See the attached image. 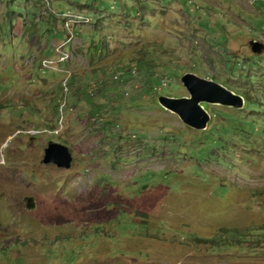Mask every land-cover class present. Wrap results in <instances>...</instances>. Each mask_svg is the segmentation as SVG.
I'll return each mask as SVG.
<instances>
[{
    "label": "rangeland",
    "instance_id": "374dc122",
    "mask_svg": "<svg viewBox=\"0 0 264 264\" xmlns=\"http://www.w3.org/2000/svg\"><path fill=\"white\" fill-rule=\"evenodd\" d=\"M52 2L42 14L0 0V264H264L249 234L264 227V51L250 47L264 42V0ZM68 10L90 22L58 62ZM186 72L243 108L204 103L207 128L185 124L158 99L189 96ZM61 98L66 129L35 134ZM50 141L72 148V168L42 162Z\"/></svg>",
    "mask_w": 264,
    "mask_h": 264
},
{
    "label": "water",
    "instance_id": "95a60500",
    "mask_svg": "<svg viewBox=\"0 0 264 264\" xmlns=\"http://www.w3.org/2000/svg\"><path fill=\"white\" fill-rule=\"evenodd\" d=\"M250 47L253 53L261 54L264 51V42L252 39ZM181 80L191 97L161 95L158 101L162 107L177 114L185 124L195 129H206L211 119L210 113L203 106V103L235 108H243L245 104L243 95L234 92L214 79L201 77L193 72H186ZM42 162L56 165L58 168L70 169L74 164L73 151L64 143L50 141L44 150ZM24 200L27 201L29 210L34 209V197L27 196Z\"/></svg>",
    "mask_w": 264,
    "mask_h": 264
},
{
    "label": "bare ground",
    "instance_id": "6f19581e",
    "mask_svg": "<svg viewBox=\"0 0 264 264\" xmlns=\"http://www.w3.org/2000/svg\"><path fill=\"white\" fill-rule=\"evenodd\" d=\"M41 2L43 3V6L49 8L51 5V0H41ZM71 12V10H68V14L66 18H63V25H67V21L69 19V22H73L75 24L73 25H78V24H84V23H89L90 19L88 17H84L81 13L79 12H75V14L69 13ZM81 14V15H77V14ZM74 17L79 18V19H74ZM80 17H83L80 19ZM74 40V34L73 33H65V42H70L72 43ZM70 50H66L62 53V59H59L58 62H63V60H66L69 55H71V51L69 53ZM52 60L47 59L46 60V65L49 66L50 62ZM60 65V64H59ZM134 71V70H133ZM132 71V72H133ZM66 75L64 77V80H62V86L64 89H67L68 85H65V82H68V80L72 77V72L70 70H66ZM120 73V72H119ZM116 79L120 78V75H116L115 76ZM65 96V95H64ZM64 107H68L69 108V98H61L60 99V104L58 106V118L56 119V124H51L50 126H46L41 128V131L44 129L45 131H57L61 128V125H63L65 123V110L63 109Z\"/></svg>",
    "mask_w": 264,
    "mask_h": 264
},
{
    "label": "built area",
    "instance_id": "2783aa9c",
    "mask_svg": "<svg viewBox=\"0 0 264 264\" xmlns=\"http://www.w3.org/2000/svg\"><path fill=\"white\" fill-rule=\"evenodd\" d=\"M73 27H74V25H72V24H70V25H63V30H64L65 33H73L74 34ZM68 45L71 46V43L70 42H65L63 40L62 42L57 43V44H55L53 46V48L59 52V55H58V56H60L59 59H62V53L64 51L68 50L67 49V46ZM43 64H44V66H47L46 65V60H43ZM65 85H67V82H65ZM155 88L156 87H154V89ZM63 109L66 110V107H64ZM65 117H66V113H65ZM65 126H66V118H65V124H63L59 130H57V131H41V128H40L39 130L35 129V134L41 132V133L46 134V135H49V136L50 135H60L65 130Z\"/></svg>",
    "mask_w": 264,
    "mask_h": 264
},
{
    "label": "crops",
    "instance_id": "0c3cea01",
    "mask_svg": "<svg viewBox=\"0 0 264 264\" xmlns=\"http://www.w3.org/2000/svg\"><path fill=\"white\" fill-rule=\"evenodd\" d=\"M71 4H74V6L75 7H77L78 8V10H81V5L78 3H71ZM56 5L58 6V7H60V6H64V4H62L61 3V0H57V2H56ZM57 22V21H56ZM55 22V23H56ZM55 25H57V24H55ZM61 32H63V34L65 35V32H64V30H63V28H62V30H61ZM32 37V36H31ZM31 37H29L28 36V38H29V42H30V45L32 46V47H35L37 50H39L41 53L43 52V50L48 46V43H46L45 45H39L38 43L39 42H37V41H32V39H33V37L31 38ZM58 40L57 39H54V42H52L53 44L52 45H54L55 43L57 44V43H59V42H57ZM263 41V40H262ZM52 48H53V46H52ZM70 50H71V48H70ZM79 51L81 52V53H83V51L81 50V49H79ZM71 53H72V51H71ZM73 54V53H72ZM84 54V53H83ZM85 55V54H84ZM86 57H87V59H88V61L86 62V60H85V63L83 64V68H85L87 65H89L90 63H92V57H90L89 55H85ZM65 67H67L70 71H72V72H74L75 70L76 71H79V70H77V69H74L73 68V63L72 64H68V65H63L62 66V68H65ZM83 100H84V98H83ZM84 102H86V100H84ZM87 103V102H86Z\"/></svg>",
    "mask_w": 264,
    "mask_h": 264
},
{
    "label": "trees",
    "instance_id": "16d2710c",
    "mask_svg": "<svg viewBox=\"0 0 264 264\" xmlns=\"http://www.w3.org/2000/svg\"><path fill=\"white\" fill-rule=\"evenodd\" d=\"M118 79H120V78H118ZM263 232H264V227H251V228H249V234H251V237L257 236V238H258L257 241H254L255 239L254 240L251 239L254 242L252 244V247L257 248V249L264 248V241H263L264 236H262ZM144 233L145 234H148V235H151L152 234V233H149V232H144ZM239 235L240 234H237L236 235V237H237L236 244H237V241L239 239ZM193 239H195V240H197V239L198 240H202V238H193ZM238 244H241V243H238ZM248 248H251V247H248Z\"/></svg>",
    "mask_w": 264,
    "mask_h": 264
},
{
    "label": "clouds",
    "instance_id": "9594fccd",
    "mask_svg": "<svg viewBox=\"0 0 264 264\" xmlns=\"http://www.w3.org/2000/svg\"><path fill=\"white\" fill-rule=\"evenodd\" d=\"M52 1H53V0H51V5L53 4ZM37 2L41 5V8L44 10V11H41L42 14H44V13H45V14H50V13H49L50 10H49V9H46V7L43 6V2H41V0H37ZM62 28H63V25H62ZM62 66H63V65H62ZM60 68H61V67H60ZM62 69H63V68H62ZM128 71H130V69H129ZM132 71H133V69H132ZM120 73H122V72H120ZM115 79H116V78H115ZM209 79H210V78H209ZM117 80L119 81L120 79H117ZM79 86H81V85H79ZM62 87H63V86H62ZM79 88H80V87H79ZM81 88H84L83 85H82ZM81 88H80V90H82ZM189 97H191L190 94H189ZM70 99H71V98H70ZM203 104H204V103H203ZM69 109H70V110H73V107L71 106V103H69ZM176 115H177V114H176ZM177 116H178V115H177ZM210 116H211V114H210ZM178 117H179V116H178ZM54 122H55V119H54ZM51 124H53V123H51ZM51 124H49L48 126H50ZM32 128H33V127H32ZM39 129H40V128H39ZM65 129H66V126H65ZM202 130H204V129H202ZM27 132H28V131H27ZM17 134H18V133H17ZM61 134H62V133H61ZM61 134H60V135H61ZM60 135H55V136H60ZM6 146H8V142H7V145H6ZM6 146L3 145L2 148L0 149V152H2V149L5 148ZM69 147H70V146H69ZM70 148H71V147H70ZM71 149H72V148H71ZM72 151H73V150H72ZM73 155H74V154H73ZM1 160H2V159H0V161H1ZM74 164H75V157H74ZM74 164H73V166H74ZM73 166H72V167H73ZM72 167H71V168H72Z\"/></svg>",
    "mask_w": 264,
    "mask_h": 264
}]
</instances>
